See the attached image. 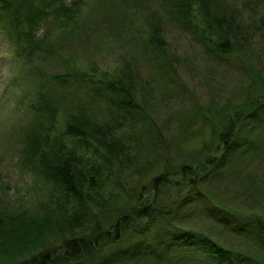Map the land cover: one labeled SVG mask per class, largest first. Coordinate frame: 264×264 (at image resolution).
Returning a JSON list of instances; mask_svg holds the SVG:
<instances>
[{"label": "rangeland", "instance_id": "1", "mask_svg": "<svg viewBox=\"0 0 264 264\" xmlns=\"http://www.w3.org/2000/svg\"><path fill=\"white\" fill-rule=\"evenodd\" d=\"M84 2L81 22L73 33H57L52 25V32H56L51 37L52 46L59 53L56 58L36 57L23 63L16 57V47L8 34L0 31V201L8 202L16 213H22L25 208L33 211L46 200L49 185L36 174L24 148L26 134L41 117L34 107L38 106V92L44 93L52 85L67 96L66 107L73 111L85 108L92 116L95 113L99 123L105 128L110 126L116 139L128 142L130 154L135 152L134 163H128L112 156L107 160L103 146L91 141L86 146L73 136L49 141H59L56 145L44 144L47 152L74 153L75 164L85 170L99 166L95 174L97 187L86 188L84 197L107 227L120 210L149 204L151 200L163 205L176 199L178 190L182 189L179 164L198 166L220 155L222 144L212 134L210 122L201 115L210 116L220 129L228 118L235 117L234 110L263 89L264 0H218L211 7L219 14H230L234 29L230 33V45L234 46L230 55L216 53L211 48L206 50L198 32H189L178 25L172 14L175 0H143L129 8L121 0ZM198 8L193 5L192 13L196 14L193 21L201 27L205 23L197 13ZM150 22L160 29L163 52L147 42L152 32ZM69 66L94 78V82L77 79L60 87L61 84L51 81L54 74L67 72ZM124 77L133 81L134 99L142 111L132 114L137 112V117L144 116L142 119L117 112L102 99L95 101L91 94L97 85ZM65 113L63 107L57 112L53 136L62 133ZM149 117L167 144L166 152L145 147L146 136L141 139L150 125L146 120ZM140 140L144 143L140 144ZM257 161L236 182L217 180L216 184L208 185L214 193V202L226 203L237 218H248L240 214L243 211L264 216V159ZM165 172L168 181L161 185L159 195L152 194L145 202L139 198L141 193L147 195L151 179ZM111 200L114 202L108 209L104 202ZM78 206L75 199L68 201L63 220L77 210L82 211ZM65 221H59L63 223L60 228L67 225ZM59 234L48 233L42 245L60 239ZM220 242L234 248L243 245L227 234ZM41 246L20 249L12 255H3L8 253L4 248L0 250V264L22 263L40 251Z\"/></svg>", "mask_w": 264, "mask_h": 264}, {"label": "trees", "instance_id": "2", "mask_svg": "<svg viewBox=\"0 0 264 264\" xmlns=\"http://www.w3.org/2000/svg\"><path fill=\"white\" fill-rule=\"evenodd\" d=\"M84 1L0 0V31L8 34L9 41L16 47V57L23 63L36 57L56 58L59 53L52 46L51 37L56 33L52 32V25L56 26L57 33H73L81 22ZM121 1L129 8L130 5L138 6L143 0ZM217 1L175 0L172 14L178 25L200 34L206 50L211 48L216 53L230 55L234 48L230 45V33L233 34L234 29L229 13L219 14L218 10L211 9ZM193 5H198L197 13L205 23L201 27L193 21L196 16L192 13ZM124 14L127 15V11ZM149 24L152 32L147 42L163 52L160 29L153 22ZM68 70L54 74L51 81L61 84L60 87L77 79L94 82V78L73 66ZM46 89L44 93L38 92V106L32 105L41 117L25 136L24 152L36 174L49 185L48 195L34 207V212L25 208L22 213H16L12 205L0 201V250L7 248L8 251L3 255L41 246L48 233L60 232L57 237L60 239L49 245L43 244L35 255L15 264H264V216L244 211L240 214L248 218L233 216L232 208L226 203L214 202V193L211 185L208 186L216 184L217 180L236 182L248 168L259 163L257 160L264 159V86L258 94L249 97L243 107L236 108L235 117L228 118L220 129L210 116L201 115L204 121L210 122L212 134L222 144V152L198 166L178 165L182 189L178 190L176 199L163 205L151 200L149 204H135L120 210L107 227L102 225L84 197L86 188L97 187L95 174L99 166L85 170L75 164L77 155L74 153L47 152L44 144L61 136H73L86 146L91 145L90 141L103 146L108 153L107 160L112 156L128 163H134L135 152L130 154L128 142L116 139L110 126L105 128L99 123L95 113L92 116L85 108L73 111L65 106L67 96L64 93L57 92L52 85ZM134 93L133 81L124 77L97 85L91 94L95 101L102 99L117 112L123 111L139 120L144 116L137 117V112L132 114L133 111L142 112L138 110L140 106ZM62 107L67 114L64 128L60 135L53 136L56 114ZM146 120L150 125L141 137L143 140L146 136L148 144L145 147L166 152L168 147L160 138L161 132L155 128L151 117ZM58 142L49 143L56 145ZM143 143L140 140V144ZM166 181V172L153 177L147 195L141 193L139 198H144L145 202L152 194L159 195V189ZM72 199L78 202L82 211L77 210L65 221V206ZM113 202H104V205L108 207ZM60 220L68 222L64 228H60L63 224H59ZM224 234L238 239L243 245L238 248L223 245L220 238Z\"/></svg>", "mask_w": 264, "mask_h": 264}]
</instances>
